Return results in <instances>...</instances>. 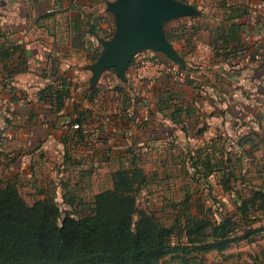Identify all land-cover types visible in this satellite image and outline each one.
Instances as JSON below:
<instances>
[{"label": "rangeland", "instance_id": "1", "mask_svg": "<svg viewBox=\"0 0 264 264\" xmlns=\"http://www.w3.org/2000/svg\"><path fill=\"white\" fill-rule=\"evenodd\" d=\"M245 2L246 0H187L189 5L202 10L203 13L199 16L200 19L195 21V24L200 29L207 30L215 27L217 22L227 17L229 12L227 8L236 7V4L245 6ZM104 9V3L100 4L98 10L103 11ZM0 13L2 17L0 25H3L7 22L5 19L7 9L1 4ZM50 14L53 15L54 12L48 15ZM106 17L109 18L110 28L114 32L115 24L112 16L108 13ZM251 17L255 22L261 21L260 18L263 19L264 17V10L252 9ZM183 23L187 28L185 30L195 31L192 18L179 19L174 23H168L167 26ZM52 24L47 23L46 26ZM192 27L193 29H191ZM206 36L207 33L200 32L198 39L201 40L199 43H202V40H207ZM111 37L105 35L104 32H98V35L91 39L98 42V38L109 40ZM99 46L101 54L102 47L100 44ZM258 50L256 51L257 58L254 57L249 60L251 66L249 71L245 73L244 80L239 81L241 85L236 86L240 88L238 90L240 95L235 94V89L233 90L235 84L230 82L229 76L227 77L226 73L230 74L229 67L224 70L225 74L221 77L222 79L212 76L210 78L211 83L208 77L210 72L208 67L204 69L205 75L202 74L204 76L200 74L203 77L201 82H195V85L199 87V97H201V91L211 90L213 86L215 91L225 99L231 97L232 100H236L239 96L245 98V103L238 104H242L241 107L234 106L218 112L217 121H214L217 126H205L206 132L201 140L198 138L196 141L192 138L187 141L183 135H180V138L176 135L172 146L166 145L160 149V152L149 154L146 151L136 152L134 157L132 156L133 153H130L115 158H105L104 155H100L99 160L94 161L90 157L93 151L82 145L77 152H70L69 155L72 156V159L74 158L73 160L80 162V166H82L80 168H77L72 161L68 162V165L64 164L63 150L60 151L53 140L40 143L39 148L41 150L37 154L40 158L38 161H34V159L27 157L28 153L25 151V147H17V144L7 139L11 126H16V124L10 125L8 113L15 112L18 116L19 128H22L26 117L21 112L28 108H25V105L35 102V89L40 87V83L34 77L29 76L22 83L24 86L21 88L23 94L17 96L11 92L14 97H19L18 101H20L17 106L12 107V111L8 110L7 104L5 105L0 101L1 186L8 181L9 172L20 169L23 174L19 171L14 174L18 175L15 178L16 186L28 204H32L42 197L41 188L44 186L41 187L40 183L46 179L47 182L51 181V184L45 182L48 185L46 191L52 192L53 189H56L60 190L59 193L61 194L62 186L67 184L72 190H76L78 198L83 200L81 208L84 209V213L91 214L94 207L93 196L100 191L109 189L111 187V173L133 160L147 175V184L137 196L138 208L152 213L165 226L176 227L171 238L173 246L181 245L189 248L184 227L187 219L191 216L214 223L221 216L228 215L237 223L236 235H241L248 228L252 230L262 228L264 226V211L252 212L246 220L242 219L238 210L240 202L237 197L249 196L258 190L264 192V96L260 99L258 97V94L264 90V68L261 69L260 67L264 66V44ZM198 53L197 51L196 54L198 55ZM202 56L205 60L208 57L205 53ZM82 57L62 60L60 63L62 70L70 71L73 76L71 79L73 81L68 86L70 100L67 102V110L62 117H67L70 114L69 111L80 106L79 104L82 102L81 91L87 86L90 73L81 72L79 69L95 62L91 63ZM142 61L152 62L153 59L147 52H143L132 63L130 62L131 64L127 68L126 84L132 83L134 91L126 86L121 88L122 92H117V86H122V82L112 71L103 73L95 87L98 88V92L94 103L86 106L93 110L94 123L96 126L99 124L102 126L101 129L106 132L104 135L106 137H98L93 132L91 135V128L83 127L84 133L88 132L83 137L84 143L95 148L106 146V149L110 147L115 151L122 152V154L128 153L131 148L129 142H132V137L135 134L134 120H131L136 115L135 120L136 122L139 121L138 112L147 110L146 107L152 106L154 101L152 95L151 97L149 95L150 91L144 85L145 82H155L162 76H166L169 84L173 87H182L187 82V73H185L186 81L184 83L174 80L168 74L154 72L149 75L152 73L153 66L146 67L141 63ZM191 67L197 71L194 63L191 64ZM256 69H261L262 74L260 76L262 79L252 77V71ZM17 84L18 82L13 79L7 90H12V87H16ZM136 90L137 93H135ZM224 90L227 93L222 92ZM1 92L4 95L10 94L3 89ZM216 98L218 100V96ZM81 112L82 110L77 109L76 115ZM84 117L85 113L82 114V118ZM112 120H116V122ZM60 122L63 123L64 118H61ZM117 122L121 123L116 125ZM124 122H128V126L131 128H127ZM66 126L67 124H64L61 127L66 128ZM28 134H32V131H29ZM100 138H104L105 142L101 143ZM13 152H20L21 158L17 162H14V159H18V155L10 157ZM12 159L13 161H11ZM223 171L229 175L227 178L223 176ZM58 200L62 213L66 212V205L61 204L60 197ZM70 210L67 208V211ZM160 264H264V230L255 235L251 241L243 240L237 244H232L223 252H178L163 258Z\"/></svg>", "mask_w": 264, "mask_h": 264}, {"label": "trees", "instance_id": "2", "mask_svg": "<svg viewBox=\"0 0 264 264\" xmlns=\"http://www.w3.org/2000/svg\"><path fill=\"white\" fill-rule=\"evenodd\" d=\"M178 1L187 3V0ZM248 1L247 6L227 8L229 11L227 17L221 19L220 25L210 30L208 45L212 56L235 60L239 53L243 52L246 43L241 40V24L234 23V20L251 15V10L258 8L260 0H256V4H250V0ZM185 29L187 28L184 23L165 27L167 41L184 60L195 47L193 38L195 32ZM98 32H101V28L94 14L77 12L72 17V45L81 52L85 60L91 63L100 55L98 42L91 39L98 35ZM112 33L111 29L107 36H112ZM136 57L138 55L131 60V63ZM55 58L54 64L59 61L57 56ZM0 62L5 63V70H9V74H12L3 78L6 83L15 74L27 72L29 69L24 47L20 45L12 48L1 46ZM263 68L264 66H261V69ZM109 71L115 73L114 70ZM184 71L189 76L191 69L187 68ZM58 73L56 70L49 77L43 75V78L50 79V82L56 85H46L37 94L38 102L42 103V108L47 112L44 113L50 120L66 111L67 102L70 100L68 86L71 81L68 76L63 77ZM132 85V83L120 85L116 90L122 92L121 88L127 86L134 91ZM144 85L155 98L153 103L155 112L167 117L171 123L181 125L182 131H185L187 126L190 128L195 126V123L184 122L181 116L182 113L191 116L188 108L169 105L186 90L192 100H199V87L189 77L182 87L171 86L166 76L155 82L147 81ZM97 92L98 88L88 93L83 89L82 100L88 105L93 104ZM258 95L259 99L263 97L264 90ZM11 100L13 101L14 98ZM77 109L82 110L79 115H76ZM168 110L170 113L166 114ZM69 112L67 137L83 136L85 131L83 127L91 128V134L93 132L98 137H106L104 136L106 132L101 129L102 126L95 125L92 109L82 108L80 105ZM83 113H85L84 118H82ZM135 116L131 120H134L135 130L132 137L133 144L140 142L143 137L147 150L155 149L158 145V134L149 127L146 120L136 122ZM112 121L116 122V120ZM120 123L117 122L116 125ZM124 124L127 128H131L128 122ZM74 125H78V128L74 129ZM204 128L199 129L197 135H203ZM63 144L67 148V153L70 146L66 138L63 139ZM82 145L94 152L96 160H99L100 155H104L105 158L112 155L109 151L104 153L90 144ZM130 153H133V157L136 156L133 149L129 150L128 154ZM222 174L226 178L229 176L225 171ZM110 177L111 187L93 196L94 207L91 214L84 213V209L81 208L83 200L78 198L76 190H72L68 184L62 186L61 194L60 190L56 189H53L54 192L43 190L41 192L43 198L32 204H28L21 196L14 177L8 178L4 185L0 184V264H160L163 258L178 252H223L232 244L243 240L251 241L255 235L264 230V226L255 230L248 228L241 235H236L237 223L228 215L221 216L214 223L191 216L184 227L189 248L181 245L173 246L171 238L176 227L165 226L152 213L138 208L137 196L147 184L144 170L131 160L127 166L112 172ZM58 197L61 199V204L66 205L64 213L60 209ZM237 197L242 219L246 220L252 212L264 211V192L261 190L254 191L249 196ZM67 208L71 210L67 211Z\"/></svg>", "mask_w": 264, "mask_h": 264}, {"label": "crops", "instance_id": "3", "mask_svg": "<svg viewBox=\"0 0 264 264\" xmlns=\"http://www.w3.org/2000/svg\"><path fill=\"white\" fill-rule=\"evenodd\" d=\"M106 1L108 0H0V4L7 9V16L5 18L7 22H5L3 25H0V47L5 46V48H12L16 45L24 47L26 53V63L29 68L27 72L15 74L13 78L6 83V80H4L2 77L12 74H9V70H5V63L0 62V88L3 89V91L8 92L9 90H7V88H9V83L13 79H15L18 84L16 87H12L13 91H10L14 92L13 94L18 96L20 94H23V90L21 88H23L24 86L22 83L25 82V80H27L29 76L34 77L36 81L40 83V87L35 89V102L31 103L30 105H25V108H28L26 110L23 109V111L21 112L22 115L26 117L22 128H19L20 126L18 124V116L15 114V112L8 113L10 125L16 124V126H11L9 133L7 134V139L17 144V147H25V151L28 153L27 157L31 158L32 160L34 159V161H38V158H40V156L37 155L38 151L41 150L39 148L40 143L53 140L54 143L57 144V147L60 149V151L63 150V155H65V165H68V162L72 161L73 164L77 166V168L82 167L80 166V162L78 160H73L74 158L72 159V156L69 155L70 152H77L78 149L81 148L82 144H84L85 142L83 137H85L88 132L84 133V136L81 137H67V126L66 128L61 127L64 124L66 125L70 120L68 119L69 117H62L65 111H63L61 115H58L57 118L50 120L49 117L45 115L47 112L42 108V103L38 102L37 94L38 91L43 89L46 85H56L54 84V82H50V79L42 77L43 75L49 77L56 70L59 72L58 75H62L63 77L68 76L69 80L73 81L71 80L73 79L71 72L63 71L60 63L62 60L82 57L81 52L76 49L71 42L72 17H74L77 12L94 14L98 18L101 32H104L105 35L109 34L112 28H110L111 22L109 23V18H105V16L108 14L105 11L106 6L103 11L98 10L100 4L104 3L105 5ZM256 2V0H250V4H256ZM247 4H249L248 0H246L245 2V5ZM236 5V7L240 6L239 4ZM49 8H55V12L53 15H46V12ZM198 12L200 13V15L201 13H203L202 10H198ZM199 16L192 18L193 24H195L196 20L200 19ZM0 19H2L1 13ZM260 19L261 21L258 20L257 22H255L251 15H246L243 18L234 20V23L241 24V40L246 43L243 52H241V54L239 53L238 58H236L235 60H226L221 56H212V51L210 49V46L208 45L211 36L210 30H212V28H209L208 30L200 29V27L195 24V34L193 37L195 40V47L194 50L188 54V56L191 57V62L187 63V67H190L191 63H194L196 65L195 68H197V71L193 70V68L190 67V69H192L188 76L189 79L194 83L201 82L203 78L202 76L205 75V72L202 73L201 69H205L206 67H208V70L210 71L208 75L209 79L212 76L221 78L225 74L224 70L229 67L230 74L226 73L227 77L229 76V78H231L230 82L235 84L233 86V90L235 89V94H239L240 91L238 90H240V88L236 86L240 84L239 81L241 82V80H244L246 76L245 73L249 71L251 66L249 65V60L256 57V51H259V47L264 44V17L263 19L262 17ZM220 21L216 23L215 27L220 25ZM47 23L53 24L50 26H46ZM200 32L207 33V40H202V43H199V40L201 39H198V37H200ZM197 51L199 52L198 55L196 54ZM204 53L208 56L206 60L202 56ZM56 56L58 57L59 61L57 60L58 63L56 62L54 64L53 61L56 60ZM188 56L186 57V60L188 59ZM81 68L79 70L81 72H85ZM257 68H259V66H257ZM257 70L258 69L252 71V77L262 79V76H260L262 74L261 69L258 71ZM194 73L196 74L195 77ZM200 74L204 75L200 76ZM209 82L211 83V79L209 80ZM122 84V86L126 85L124 83ZM1 89L0 101H2L5 105L7 104L8 110L12 111V107L19 104V97H14L11 92H9L10 94L4 95L3 92H1ZM83 89H85V93L90 92H86V87ZM222 92L227 93L225 90ZM135 93H137V90ZM200 94L201 97L198 96V101L192 100L189 96L188 90H186V92L179 94L169 104L177 105L182 109L188 108L190 110V117L185 115V113H182L181 116L184 119V122H187L188 124L195 123V126L192 128L187 126L185 131L181 130V125L171 123L167 117L153 110V103L155 101V98H153L152 96L154 100H152V106L146 107L148 109L144 110V112H138V115L140 117V121L146 120L149 127H151V129L158 134V145H156L155 149L148 151L143 143L144 138L141 137L140 142L138 143L133 144V142H129V147H131L130 149H133L134 152L146 151L148 154L160 152V149H163L164 146H172L176 135L179 138L181 137L180 135H183V137L187 139V141L192 138L196 141L198 140V138H200L201 140L202 138H204V136L197 135L198 130L204 128L205 126H217V123H215L214 121H217L218 112L226 110L230 107L233 108L234 106L241 107L242 104H238L245 103V98L240 96H233L238 97L236 98V100H232L231 97L229 99L223 98L220 93L215 91L213 86L211 87V90L207 89L206 91H201ZM149 95L151 97V93H149ZM217 96L219 101L216 98ZM11 98H14V100L12 101ZM81 101L82 102H80L79 105H81L82 108H87L86 105L88 104H86V102L82 100V97ZM79 109H81V107ZM168 113H170V110L166 111V114ZM61 118H64L63 123L60 122ZM28 129H30L29 131H32V134H28ZM205 132L206 130L204 131V133ZM64 138L68 140V145L70 146V149L67 153V148H65V145L63 144ZM103 139L104 138H100L101 143L105 142ZM72 143L76 145H73ZM96 148L100 149L104 153L105 151H109L110 154H112V158L128 155V153L122 154V152L115 151L110 147L106 149V146ZM19 154L20 152H13L11 153L10 157H16L18 155V159H14V162H17L21 158ZM90 157L93 159V161L96 160L94 157V152ZM44 159L42 160L43 162L45 161ZM18 171L23 174L20 169L15 170L9 172L7 178H17L18 175L14 174ZM39 177L42 178L41 176ZM45 182H47L46 179L42 180V182L40 183L41 187L42 185L44 186L41 188V191L47 190L48 185H46ZM50 182L48 181L47 183L51 184ZM42 198L43 197H41L40 199Z\"/></svg>", "mask_w": 264, "mask_h": 264}, {"label": "water", "instance_id": "4", "mask_svg": "<svg viewBox=\"0 0 264 264\" xmlns=\"http://www.w3.org/2000/svg\"><path fill=\"white\" fill-rule=\"evenodd\" d=\"M115 29L109 40L98 38L102 47L99 58L81 69L90 73L86 92L93 90L104 72L114 70L116 77L127 83L126 70L138 54L149 51L163 55L181 70L186 61L179 56L165 35L168 23L200 15L198 10L178 0H114L105 2Z\"/></svg>", "mask_w": 264, "mask_h": 264}, {"label": "built area", "instance_id": "5", "mask_svg": "<svg viewBox=\"0 0 264 264\" xmlns=\"http://www.w3.org/2000/svg\"><path fill=\"white\" fill-rule=\"evenodd\" d=\"M258 8L260 10H264V0H260V2L258 3ZM53 12H55V8H51L50 10H47L46 13L49 14V13H53ZM145 52H147L150 55V57H152V59H153L152 62H149V61H142L141 62L146 67H149L150 65L153 66L152 67L153 68L152 73H150L149 75L153 74L154 72L157 74H168L174 80H176L180 83H184L186 81V78H185L186 72L184 70H181L172 61L168 60L167 58L165 59L164 56L161 54L153 53V52H149V51H145ZM140 55H141V53L138 54V56H140ZM185 61H186V64L191 62V57L188 56V59L187 60L185 59ZM190 67H187V68H190ZM201 72L204 73V68L201 69ZM73 128L77 129L78 125H74Z\"/></svg>", "mask_w": 264, "mask_h": 264}]
</instances>
